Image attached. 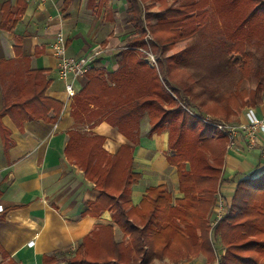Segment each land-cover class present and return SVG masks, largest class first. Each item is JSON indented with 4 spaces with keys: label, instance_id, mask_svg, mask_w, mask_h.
<instances>
[{
    "label": "trees",
    "instance_id": "1",
    "mask_svg": "<svg viewBox=\"0 0 264 264\" xmlns=\"http://www.w3.org/2000/svg\"><path fill=\"white\" fill-rule=\"evenodd\" d=\"M145 1L126 0V22L138 30L139 36L125 40L115 55V69L106 71L104 67L92 66L86 72L87 83L73 96L72 115L106 120L134 143L140 137L139 120L148 116L149 134L168 133V160L176 168L183 196L173 201L164 185L151 186L140 204L132 205L131 188L140 178L132 169L133 147L122 144L111 154L102 147L103 137L70 130L65 154L94 182L99 193L87 211L99 214L110 210L126 238L117 242L110 225H99L84 237L66 264H154L155 258L165 255L177 261L176 258L200 251L212 261L215 254L211 236L225 247L216 264H264V171L237 180L231 198L223 199V213L212 227L209 213L222 180L228 137L215 126L199 121L200 115L190 112L188 100L180 98L171 83L170 60L176 54L178 41L196 32L209 0L174 5L159 0L161 15L146 25L142 17ZM226 1L232 8L243 6L229 18L225 33L228 39L235 40L229 48L232 56L236 55L234 61L245 64L246 43L255 35V22L264 15V3ZM15 21L16 18L12 23ZM138 47L150 48L157 55L158 68L145 60ZM172 50L171 54L160 57ZM11 87V84L3 87L0 117L11 113L18 124L38 116L57 120L63 105L44 96L46 82L38 72L28 74L27 80L17 88ZM262 91L261 82L251 89L235 91L226 97L222 107L219 105V110L208 109L203 115L217 113L216 118L219 115L226 120L235 119L244 106H256L264 101ZM160 100L175 105L164 111ZM103 101L107 103L102 105ZM51 108L55 113L49 118L47 112ZM132 121L138 127L133 129ZM0 129L7 143L9 131L2 126Z\"/></svg>",
    "mask_w": 264,
    "mask_h": 264
},
{
    "label": "crops",
    "instance_id": "2",
    "mask_svg": "<svg viewBox=\"0 0 264 264\" xmlns=\"http://www.w3.org/2000/svg\"><path fill=\"white\" fill-rule=\"evenodd\" d=\"M126 3L0 0V111L4 104L3 87L11 84L15 89L34 72L46 82L44 96L63 105L56 121L38 116L18 124L11 113L0 117V126L9 131L10 138L5 143L0 129V264H66L84 237L99 225H110L117 242L126 238L110 210L99 214L87 211L99 193L94 182L65 154L70 130L103 137L102 147L111 154L122 144L133 145L132 169L140 178L131 188L132 205L138 206L151 186L164 185L173 201L183 196L176 168L168 160L166 131L149 134V119L144 117L139 122V140L133 143L106 120L73 116V97L67 98L58 75L56 35L63 33L68 53L76 57L86 56L103 44L109 46L118 40L115 35L127 28ZM9 18L16 21L12 23ZM123 45L112 49L109 46L107 50L115 52L99 57L92 66L104 67L106 71L115 69V55ZM85 75L76 81L77 93L87 83ZM254 108L257 116L264 118V101ZM54 113L51 108L47 116L52 118ZM245 120L244 113L237 116V123ZM262 148L264 134L258 133L253 147L243 132L233 136L224 158L218 197L230 199L240 177L257 176L264 171ZM217 208L215 204L209 213L212 227L218 220ZM211 241L213 244L212 237ZM213 247L218 254L214 261L200 251L176 258L177 261L165 255L155 258L154 264H216L225 248L219 244L218 250L214 244Z\"/></svg>",
    "mask_w": 264,
    "mask_h": 264
},
{
    "label": "rangeland",
    "instance_id": "3",
    "mask_svg": "<svg viewBox=\"0 0 264 264\" xmlns=\"http://www.w3.org/2000/svg\"><path fill=\"white\" fill-rule=\"evenodd\" d=\"M189 1L190 0H165L169 5L187 3ZM259 1L260 3H264V0ZM208 3L209 5L205 8L204 17L202 18L203 22L198 26V29L192 36L178 41V45L174 50L176 54L174 58L170 60L172 85L177 88L180 98L188 100L189 106L192 109L190 112L197 113L200 117H203V113L207 112L208 109L209 111L215 108L219 110V105L221 107L224 105L225 99L229 94L243 88L251 89L258 82L264 85V18H262L264 15H261L255 22V35L246 43L245 49L248 54L246 63L243 64L242 61L240 64H237L233 59L236 55L232 56L229 52V48L235 40L228 39L225 30L229 18L232 17L234 12L242 9L243 6L240 4L232 8L228 5L226 0H209ZM161 8L159 0H147L142 4V17L145 19V25L148 22L153 23L156 21L157 15H161L160 13H162ZM126 24L127 28L121 29L122 34L115 35L118 40L115 39L109 44L111 49L124 43L128 37L139 36V34L136 33L138 30H136L131 23L127 22ZM147 35L148 33L146 32L144 36L146 41L149 38ZM105 45L98 46L100 49L105 50V52L98 55L99 57L107 55L110 52H115L107 50L109 46ZM138 52L145 56V60L148 61L151 66L158 68L157 55L153 54L150 48L146 50L138 47ZM172 52L173 50L164 52L160 54V57H165ZM151 56H153L154 61ZM261 94L262 97H264V91H262ZM160 102L161 104L159 105L164 111H168L175 105L172 102L168 103L163 100H160ZM104 103L106 104L107 101H103L102 105H104ZM247 107L254 108L255 106H244L240 114L244 113ZM210 114L215 117L217 113ZM144 117L149 119L148 116ZM217 117L218 118H215L221 119L223 122L237 123V117H235V119L231 117L228 120L221 118L219 115ZM198 120L202 121L199 118ZM140 121L141 119L139 122ZM132 122L131 125L136 124L135 121ZM138 126H133V129ZM216 129L222 132L219 128ZM131 146L133 147V145ZM228 151L229 148L227 152ZM216 197L215 204L219 198L218 195ZM212 239L216 250H218V244L220 247L225 248L221 241L218 242L214 237H212ZM217 255L218 254H215V257ZM216 258H214V260H216Z\"/></svg>",
    "mask_w": 264,
    "mask_h": 264
},
{
    "label": "built area",
    "instance_id": "4",
    "mask_svg": "<svg viewBox=\"0 0 264 264\" xmlns=\"http://www.w3.org/2000/svg\"><path fill=\"white\" fill-rule=\"evenodd\" d=\"M54 51L59 61L58 75L64 82V91L68 99L72 98L76 94L75 85L77 79L86 74V72L92 67L95 60L99 58L98 55L105 52L104 49H100L99 47H97V49L83 57L70 55L67 51V41L61 31L56 35V40L54 42ZM151 58L154 61L153 56H151ZM244 114L246 120L244 122L238 123L223 122L222 120L216 119L210 114H205L203 115V117H197L203 122L219 128L223 133L227 135V148L231 147V145L233 144V136L239 131L244 133L249 146L253 147L256 143L258 133L264 134V118H259L256 114L255 109L252 107H247V109L244 111ZM261 157L262 159H264V148H262L261 150ZM217 207V219H219L224 210V201L221 197H219L217 200ZM1 210L2 206L0 205V211Z\"/></svg>",
    "mask_w": 264,
    "mask_h": 264
}]
</instances>
